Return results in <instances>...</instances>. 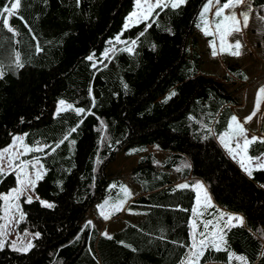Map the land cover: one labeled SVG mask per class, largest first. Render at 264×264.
Wrapping results in <instances>:
<instances>
[{
    "label": "trees",
    "instance_id": "16d2710c",
    "mask_svg": "<svg viewBox=\"0 0 264 264\" xmlns=\"http://www.w3.org/2000/svg\"><path fill=\"white\" fill-rule=\"evenodd\" d=\"M134 1L21 0L9 18L17 35L0 23V149L15 134L44 146L32 154L44 167L34 194L54 205L19 198L24 219L18 229L40 235L27 252L5 246L0 264H176L188 248L181 245H189L194 193L173 190L170 170L200 179L217 207L244 219L242 226L224 228V249L211 251L212 260L205 252L199 264H223L229 252L264 264V170L249 177L220 144L237 104L225 82L244 80L245 73L230 66L219 81L202 68L196 25L207 0L157 8L124 29ZM8 3L0 0V9ZM251 3L264 8V0ZM117 36L120 42L93 67L87 57L100 59ZM131 45V53L121 51ZM16 52L22 68L15 66ZM60 100L72 108L55 114ZM262 151L264 144L256 143L248 155ZM119 152L135 158L130 177L147 193L138 201L150 208L144 222L109 240L86 214L119 181L107 173ZM155 152L168 156L158 160ZM15 186L13 173L0 176V193Z\"/></svg>",
    "mask_w": 264,
    "mask_h": 264
},
{
    "label": "snow or ice",
    "instance_id": "6c2138e0",
    "mask_svg": "<svg viewBox=\"0 0 264 264\" xmlns=\"http://www.w3.org/2000/svg\"><path fill=\"white\" fill-rule=\"evenodd\" d=\"M79 3V0H77ZM187 0H136V6L138 9V12H133L132 15L128 18L129 20L132 19L134 16H142L144 19H147L155 9L157 8H172L173 10L180 8L182 5L186 4ZM248 5L247 11H242L239 14H237L234 9L241 5ZM215 7V11L213 13V16L216 18L215 21H210L206 18L207 14L212 10L213 6ZM21 6V0H9V3L5 5L2 9H0V23H2L3 28H6L9 33H12L13 35H17L13 27L9 24V18L17 15L18 9ZM252 11L251 4L249 3V0H225V2L221 3V0H207L206 3L203 4L202 10L199 13V19L200 23H198L196 26L200 29V31L203 33L204 36H213L216 35L219 37L220 41V51L223 52L225 48L229 50V54L234 57H239L241 53V48L243 45L239 40L235 41V43H227V37L238 34L242 32V28H246L248 26V20H249V14ZM242 17V20L240 19ZM22 19V17H21ZM264 19V18H262ZM214 26V31H212V28ZM128 25H125V29H127ZM147 27H151V24H148ZM146 31V29H145ZM140 35H144V32H141ZM116 42H120V37H116ZM210 46L212 47V56L215 57L218 55V52L215 47V42L210 41ZM132 45L136 44V40L131 41ZM155 47V46H153ZM235 49V50H232ZM132 48L128 47L126 49H121V51H128L132 52ZM37 52L41 51V49L37 46L36 49ZM87 59L89 61L93 60V56H88ZM15 66L17 68H22L24 65L20 58V53H15ZM96 65L93 64V67ZM3 71L0 70V78H3ZM242 75V74H241ZM244 79L247 80V76H244ZM125 87H127L125 85ZM91 95V90L90 93ZM176 93L173 92L168 97V99H171L172 96H175ZM264 98V88H260L257 92L256 96V103L254 110L252 113L245 117L243 123H241L237 116L233 115L230 117V120L228 122V131L221 135V143L224 144L225 148L229 152L230 155H233V158L237 154H241L240 159V166L241 168L247 173L249 177L252 176V173L254 170H264V151L260 152L258 156H251L247 153L250 151L251 146L256 143L264 144V135L256 136L252 135L249 138V135L247 133V129L244 127L245 124L249 123L254 116H256L257 112L260 110V103L261 99ZM72 105L65 104L64 100L59 101V106L57 108V113L67 111L68 109H71ZM77 113V115H80L85 110L84 109H74ZM76 128H72L67 135L64 136L63 140H61L59 143H57L53 148L52 151H55L56 148L60 147V144H62L64 141L68 140L69 136L72 132H75ZM227 137V138H226ZM235 139V148L230 146L231 141ZM16 142H18L20 145H23V137H14V144L15 146ZM74 143V141L72 142ZM44 149L42 147H36L32 148L27 145H23V151L19 153V155L15 153H10L9 148H4L3 150H0V162H5L7 167L4 166L3 163H0V176L9 174L8 169H11V172L15 174L17 186L13 189H11L6 194H0V201L4 202L5 205V215L0 216V220H4L5 216H8L9 213L15 209H18V205L15 203L16 200H18L21 196L26 198V203L31 204L33 202V195L34 190L36 188V184L38 181L43 179L44 172L42 171L43 165L39 164V158H35L33 161H26V160H20V155H25L30 152H40ZM6 154L7 158H6ZM19 161V162H17ZM97 163H100L99 160H97ZM31 169V171H29ZM112 188H115L116 185L113 184L111 186ZM190 185L188 184H179L177 185L178 189H186L189 188ZM191 188L196 192V203L195 206L192 208V214L193 217L202 216L203 212L198 211V209L201 206V195L203 193V207L206 209L207 207L211 206V200L208 198L207 193L203 191V186L200 183H196L194 185H191ZM121 191L124 193L125 197H130L131 193L128 191L126 187L123 185L120 186ZM32 193V194H29ZM36 200H39L42 207L45 208H53L54 205L50 202H47L45 200L40 199L38 195L35 196ZM126 200H119L111 205V213L106 214L104 212V208L108 206L109 201H105L103 205H99L98 209L100 211V215L105 219H109L111 214H114L116 212H119L123 205L125 204ZM219 211V210H218ZM225 213L220 212V215L218 217V220H223L225 217ZM24 219L23 213L20 214L19 220L16 221L18 224L20 220ZM235 222V223H233ZM91 222H89L90 224ZM205 231H202L199 233L203 239H200L197 242L196 239V225L195 222H190V227L192 228V232L190 233L192 238V243L189 246L181 245V247H188V252L185 254V256L181 259L180 264H199L200 259L205 255V251L208 249L209 246L214 248L216 251H221V246L216 243L215 233L216 229L220 228V231L223 232V228L220 227L219 223L213 225L212 220H206L202 221ZM244 223V220L240 216H234L231 214H227V221L224 224V227L232 228L237 226H242ZM213 225L212 230L208 231L209 226ZM8 223H2L0 224V250H3L6 244L5 237L8 235V232L6 229L8 228ZM27 235V233H25ZM36 238H39V233L34 234ZM107 239L111 240L112 236L109 235L107 232L102 233ZM209 237H212L209 239ZM19 239V236L17 237ZM219 239L223 241V235L219 236ZM123 244V242H120ZM13 251L17 252H27L33 245L31 242L27 243L26 245L18 247L15 241H12L9 245ZM125 247H129L128 245H124ZM133 251H135L133 249ZM264 255V253H262ZM229 264H231L232 259H235L237 261H242L244 264H247L246 257L242 255H236L235 253L229 252Z\"/></svg>",
    "mask_w": 264,
    "mask_h": 264
},
{
    "label": "rangeland",
    "instance_id": "374dc122",
    "mask_svg": "<svg viewBox=\"0 0 264 264\" xmlns=\"http://www.w3.org/2000/svg\"><path fill=\"white\" fill-rule=\"evenodd\" d=\"M153 2H154V0H153ZM223 2H225V0H221V3H223ZM142 3H143V0H142ZM249 3L251 4V8L255 9V10L253 9L254 10L253 15L251 16L253 18L251 20V24L249 26H247L246 28H242L241 33L233 34V35L226 38L227 43H233V44L235 43V41L239 40L244 45L243 52L239 57H235V59H233V62H231V61H227V62L234 63V65H232L233 67H236L237 69L245 71L246 74L249 75L250 78H251V76L256 77V79H257L255 81L257 84L256 86L259 87V86H261V83L264 82V66H263V62H262V60L264 59L263 58L264 57V50H263L264 49V19H262V18H264V8H262V10H260L261 9L260 7L253 6L251 3V0H249ZM215 7L216 6L214 5L212 7V10L206 16V18L208 20L213 21V22L215 21V20H212L213 18H215L213 16V13L215 11ZM247 10H248V5L245 4V5H241V6L237 7L233 11H235L237 14H239L240 12L247 11ZM133 12H138V9L136 6V0L134 1V6H133L132 11L126 16V18L124 20V24H123L124 29H125L126 24L128 25V27H130L132 25H137L140 22L146 20L142 16H140L139 14H138V16H134V17H132L131 20H129L128 18L132 15ZM240 19L242 20V17ZM198 23H200L199 17H198L197 24ZM196 28H197V26H196ZM197 29H198L197 31L199 32V33H197L198 48H199V50H200V52L204 58L202 68L205 69V71L214 72V73H217V74L222 76L225 73V69L226 70L228 69L227 66L229 65V63H227L226 59H224V58H227L228 56H230L228 54L227 57H224L223 52L229 51V50L227 48H225V50L223 52H221L220 51V41H219L218 36H216V35L204 36L203 33L200 31V29L199 28H197ZM214 30L215 29L213 26L212 31H214ZM115 41H116V39H115ZM210 41L215 42V47H216V50L218 52V55L215 57H213L211 54L212 53V47L210 46V43H209ZM115 43H118V42H114V41L110 42V44L104 49L103 54H102L100 59H98L96 56H93V60H91L92 66H93V64H95V65L100 64L102 59L107 54H109V52L114 48ZM129 47H132V45ZM232 50H235V49H232ZM233 80H235V79H233ZM227 84H228V89L230 91H234L236 102L238 103L237 107H240L241 105L243 106L246 103L245 97L247 95L246 96L243 95L244 92H241V90L242 89L245 90V94H248V92H250V94H251L252 84H246V85L242 86L241 84H238V81H236V83H234V81H230ZM262 99L264 102V98H262ZM58 106H59V102L56 106L55 114H58L57 113ZM236 113H241V112L238 109V110H236ZM248 128H251V126L249 127L246 125V129H248ZM252 128H254V127H252ZM226 132L227 131H225L224 134ZM14 137H23V145H27V146L32 147V148H36V147L44 148L43 145H39V144L33 145V146L28 145L26 140H25V134H15L12 136L10 143L8 145H6L5 147L1 148L0 150H3L4 148H9L10 153H15V154L19 155V153H21L23 151V145H20L18 142H16L15 146L13 147ZM33 153H35V152H30V153H27L25 155H20L19 159L20 160H26V161H33L35 158L38 157V156H33L32 155ZM7 155L8 154H6V158H7ZM232 159L237 161L239 168L242 169L240 166V162H239L241 159V154L240 155L237 154L235 156V158H232ZM17 162H19V161H17ZM0 163H3L4 166L7 167L6 160H5V162H0ZM134 164H135V158L126 157V156H124V154L122 152H119L117 154L115 160L109 164L108 169H107V171H108L107 173L110 175V177H114V179H116V180L129 182L131 180L130 179V170ZM40 165H43V163H42L41 159L39 158V164L37 165V167H39ZM29 171H31V169H29ZM42 171L44 172V167H43ZM8 172L12 173L11 169H8ZM13 175L15 176V174H13ZM15 178H16V176H15ZM198 183L201 184V182H198ZM201 185L203 186V191L207 193V196L209 198L210 195L207 192L205 186L203 184H201ZM16 186H17V181H16ZM15 187H13V188H15ZM13 188H11V189H13ZM11 189H9L5 193H0V194H6ZM29 194H32V193H29ZM121 194H124V193L119 188V190L115 196H107V198L104 200V202L109 201L108 206H106L108 212H111V205L113 203L122 199ZM195 194H196V192H195ZM35 196L36 195L34 194L33 198H35ZM21 197H23V196H21ZM104 202L101 205H103ZM201 202L203 203V193L201 195ZM15 203L18 205L19 210L17 211L15 209H13L9 213L8 216H5L4 220H0V224H2V223H8L9 224L8 228L6 229V231L8 232V235L5 237V240H6L5 246H8L10 249H11V247L9 245L11 244L12 241H15L17 246L20 247V246L26 245L29 242H31V244H32L33 240L36 238L34 235L36 232L18 229V225L22 220H20L18 224L16 223V221L19 220V216L21 213H23V211H22L20 200L19 199L16 200ZM0 212H1L0 216L5 215V205H4L3 201H1ZM25 233H27V235H25ZM18 236H19V239H17ZM21 252H23V251H21Z\"/></svg>",
    "mask_w": 264,
    "mask_h": 264
},
{
    "label": "crops",
    "instance_id": "0c3cea01",
    "mask_svg": "<svg viewBox=\"0 0 264 264\" xmlns=\"http://www.w3.org/2000/svg\"><path fill=\"white\" fill-rule=\"evenodd\" d=\"M253 9H252V11L249 14L248 26L251 24V20L253 19L251 17L253 15V11L255 10V9L254 10ZM260 10H262V9H260ZM243 48H244V45L241 48V53L243 52ZM224 53H225L224 57H227L228 54H229V51H224ZM224 59H226V62L227 61L233 62V59H235V57L230 55V56H228L227 58H224ZM262 62H263V66H264V59L262 60ZM227 63H229L227 68L232 66V65H234V63H230V62H227ZM212 73L215 75V77L218 80L220 79V80L224 81L225 80V75L227 73V70L225 69V73L222 76L217 74V73H214V72H212ZM245 76H247V80H245V79L241 80V81L238 80V84H241L242 86L246 85V84H252L251 94H250V92H248V94H245V90L242 89L241 92H244L243 95H245V96L247 95L245 97L246 98V103L243 106L241 105L240 107H237L238 103L236 105L231 106V109L233 111V115L237 116L238 120L241 123H243L245 117L249 116L252 113V111L254 110L255 103H256V96H257V92H258L259 88L260 87L264 88V82L261 83V86L257 87L256 86L257 84L255 82L257 80L256 77L251 76V78H250L249 75L246 74V72H245ZM230 81H234V83H236L237 80H230ZM230 81H226L225 84L229 83ZM238 109L240 110L241 113H236V110H238ZM263 118H264V102H263V99H261L260 110L257 112L256 116H254L253 119L249 123L244 125L245 128H246V125L249 126V127L251 126V128L247 129V133H249L248 134L249 138L252 135L261 136V134L259 133V126H260V123L263 120ZM252 127H254V128H252ZM235 143H236V141H235V139H233L231 141V143H230V146L235 148ZM220 144L223 146V148H224L225 152L227 153V155L232 159L233 155L229 154V152L225 148L224 144L221 143V140H220ZM154 155H155V157L158 160H161V159H164L165 157H167L168 153L155 152ZM129 158H132V157H129ZM233 161L237 164V161H235V160H233ZM169 172H170L169 181L171 182L170 186H171V188L173 190H184V189H178L177 188V185H179V184H188V185H190V187L186 188V189H191L193 191V193H194V200H193L192 208L195 206V203H196V200H195L196 194H195V191L191 188V185H194V184H196L198 182H201V184H203L205 186L207 192L209 193V191L207 189V186L200 179H194L192 176H190V174H187L185 177H183V176H181L180 172H178V171H174L173 172V171L170 170ZM130 179L131 180L129 182H127V181H118L116 183L112 182L110 186L115 184L116 187L115 188H112L110 186L108 187L109 189H111L112 192H109L107 194V196H115L117 194V192H118V190H119L121 185L126 187L129 190V192L131 193L130 197H127V198L125 197L124 194H121V196H122L121 200H126V202H125V204L123 205L122 209L119 212L111 214L110 218L107 219V220H105L100 215V211L98 209V206L101 205L104 202V200L107 198V196L104 197L101 201L95 203L88 210V212L86 214V220L88 222H91L90 224L94 227V229L98 232L99 235L104 233V232H107L109 235H113V234H115L117 232L122 231L128 224L129 225L130 224L131 225H138V224H141L142 222H144L146 220L147 212L149 211L150 207L148 205H145L143 203V201L139 202L138 199L140 197H144L145 198L147 196V193H144V191L142 190V187H141L140 184L134 182L131 177H130ZM209 195H210V193H209ZM209 198L211 200V206L207 207L205 209L203 207V203L201 202V206L198 209V211H202L203 212L202 216L193 217L192 209H191V212H190L191 216H190V219H189V231H188V234H189L188 235L189 236V245H191V243H192V238H191V235H190V233L192 232V228L190 227V222H192V221L195 222V225H196V239H197V242H198L200 239H203V237H201L199 235V233L202 232V231H205L202 221L212 220L213 221V225L219 223L220 227L224 229V228H226V227H224V224L227 221V214H231V215H234V216L242 217V215H240V214L230 213V212L225 211L221 207H217L215 205L214 200L212 199L211 195H210ZM33 199H35V198H33ZM104 212L106 214L111 213V212H108L107 207L104 208ZM220 212H223V213L226 214L223 220H218ZM233 223H235V222H233ZM213 225L209 226L208 231L212 230ZM220 235H223V232L220 231V228H217L216 229V233H215L216 243H218L221 246V249L223 250L224 249V240L221 241L219 239ZM211 238L212 237H209V239H211ZM179 245H181V244H179ZM211 251L218 252L214 248L209 246L208 249L205 251V252H209V256L207 257L208 260H212V258H214V256L211 254ZM187 252H188V248H187L185 254ZM185 254L182 256V258L185 256ZM180 261L181 260H179L176 264H180ZM199 263H200V261H199ZM205 263H211V262H205ZM242 263H244V262L237 261L235 259H232V261H231V264H242ZM223 264H229V256H228V261L223 263Z\"/></svg>",
    "mask_w": 264,
    "mask_h": 264
}]
</instances>
